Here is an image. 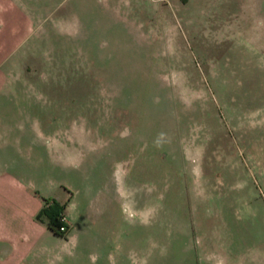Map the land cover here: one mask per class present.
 Returning <instances> with one entry per match:
<instances>
[{
    "label": "rangeland",
    "instance_id": "rangeland-1",
    "mask_svg": "<svg viewBox=\"0 0 264 264\" xmlns=\"http://www.w3.org/2000/svg\"><path fill=\"white\" fill-rule=\"evenodd\" d=\"M91 1L0 94V168L73 223L57 264H264V0Z\"/></svg>",
    "mask_w": 264,
    "mask_h": 264
},
{
    "label": "crops",
    "instance_id": "crops-1",
    "mask_svg": "<svg viewBox=\"0 0 264 264\" xmlns=\"http://www.w3.org/2000/svg\"><path fill=\"white\" fill-rule=\"evenodd\" d=\"M91 3V0H0V94L4 92L8 99L12 93V72L19 57L31 48L30 39L40 38L48 26L78 31L82 28L80 16L83 19L93 13ZM1 135L0 132L3 151L7 144ZM4 168H0V264H57L60 244L56 234L36 217L43 205L42 197ZM63 214L70 233L73 223L65 206Z\"/></svg>",
    "mask_w": 264,
    "mask_h": 264
},
{
    "label": "trees",
    "instance_id": "trees-1",
    "mask_svg": "<svg viewBox=\"0 0 264 264\" xmlns=\"http://www.w3.org/2000/svg\"><path fill=\"white\" fill-rule=\"evenodd\" d=\"M64 204L55 201L54 199L46 201L38 209L36 217L40 220H44L46 226L55 234H63L65 231L59 230V225L62 223L60 214L63 212Z\"/></svg>",
    "mask_w": 264,
    "mask_h": 264
},
{
    "label": "built area",
    "instance_id": "built-area-1",
    "mask_svg": "<svg viewBox=\"0 0 264 264\" xmlns=\"http://www.w3.org/2000/svg\"><path fill=\"white\" fill-rule=\"evenodd\" d=\"M60 219L62 220V223L59 225V230H61V231H65L66 230V228H67V226H66V224H67V222H66V220H65V217H64V214L63 213H61L60 214ZM68 225V224H67Z\"/></svg>",
    "mask_w": 264,
    "mask_h": 264
}]
</instances>
